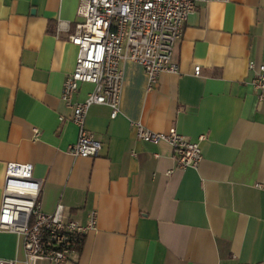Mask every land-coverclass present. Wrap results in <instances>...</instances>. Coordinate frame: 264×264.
<instances>
[{"label": "crops", "instance_id": "1", "mask_svg": "<svg viewBox=\"0 0 264 264\" xmlns=\"http://www.w3.org/2000/svg\"><path fill=\"white\" fill-rule=\"evenodd\" d=\"M77 7L0 0V207L7 165L31 164L42 212L61 204L82 225L98 212L66 264H264V90L252 85L264 65V0L198 4L175 50L179 72L151 90L143 67L124 62L120 114L87 112L96 157L69 153L79 130L61 99L78 55L68 40ZM93 88L82 83L74 102ZM137 122L199 141V166L177 167L170 144L137 138ZM0 257L27 264L22 236L0 230Z\"/></svg>", "mask_w": 264, "mask_h": 264}, {"label": "built area", "instance_id": "2", "mask_svg": "<svg viewBox=\"0 0 264 264\" xmlns=\"http://www.w3.org/2000/svg\"><path fill=\"white\" fill-rule=\"evenodd\" d=\"M77 1L78 20L68 40L77 46L78 55L75 69L64 80L61 99L72 110L71 120L79 130L77 141L69 146V153L74 157H96L102 144L85 127L87 112L93 105H105L111 109L113 119L120 114L123 63L131 61L141 65L148 77V90L153 89L162 73L179 72L174 62L175 50L196 6L229 0ZM200 72L201 67L196 66L194 74ZM82 83H90L94 88L84 101L74 102ZM252 85L259 91L264 90V65L256 70ZM260 100H264L263 94ZM133 126L141 141L170 144L177 167L197 168L202 161L199 141L192 142L175 129L155 132L139 122ZM41 187L42 181L33 177L31 164L7 165L0 230L22 236L27 264H35L40 259L66 264L79 240L97 229L98 212L90 213L86 225L67 219L61 204L52 214H46L37 202ZM0 264H17V260L0 257Z\"/></svg>", "mask_w": 264, "mask_h": 264}]
</instances>
